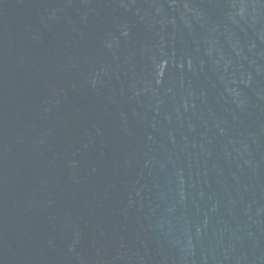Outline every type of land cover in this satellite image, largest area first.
Segmentation results:
<instances>
[{
    "label": "water",
    "instance_id": "water-1",
    "mask_svg": "<svg viewBox=\"0 0 264 264\" xmlns=\"http://www.w3.org/2000/svg\"><path fill=\"white\" fill-rule=\"evenodd\" d=\"M0 264H264V0H0Z\"/></svg>",
    "mask_w": 264,
    "mask_h": 264
}]
</instances>
